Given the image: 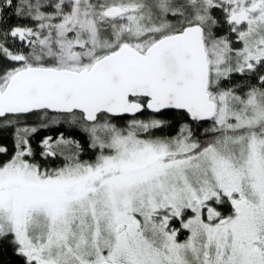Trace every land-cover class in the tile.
I'll use <instances>...</instances> for the list:
<instances>
[{
	"label": "snow or ice",
	"instance_id": "6c2138e0",
	"mask_svg": "<svg viewBox=\"0 0 264 264\" xmlns=\"http://www.w3.org/2000/svg\"><path fill=\"white\" fill-rule=\"evenodd\" d=\"M0 264H264V0H0Z\"/></svg>",
	"mask_w": 264,
	"mask_h": 264
},
{
	"label": "trees",
	"instance_id": "16d2710c",
	"mask_svg": "<svg viewBox=\"0 0 264 264\" xmlns=\"http://www.w3.org/2000/svg\"><path fill=\"white\" fill-rule=\"evenodd\" d=\"M45 134H47V133H46V132H41V133L38 135L37 139H39L40 136H43V135H45Z\"/></svg>",
	"mask_w": 264,
	"mask_h": 264
}]
</instances>
